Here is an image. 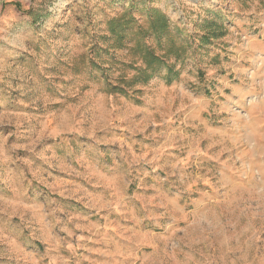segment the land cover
I'll return each instance as SVG.
<instances>
[{
	"label": "rangeland",
	"instance_id": "374dc122",
	"mask_svg": "<svg viewBox=\"0 0 264 264\" xmlns=\"http://www.w3.org/2000/svg\"><path fill=\"white\" fill-rule=\"evenodd\" d=\"M151 10L183 71L113 93ZM0 264H264V0H3Z\"/></svg>",
	"mask_w": 264,
	"mask_h": 264
},
{
	"label": "trees",
	"instance_id": "16d2710c",
	"mask_svg": "<svg viewBox=\"0 0 264 264\" xmlns=\"http://www.w3.org/2000/svg\"><path fill=\"white\" fill-rule=\"evenodd\" d=\"M222 27L215 20H206L202 28L209 29L210 32L201 37L200 45L208 44L212 38L223 34ZM108 33L106 38L113 43L111 48L125 49L126 56L132 59L123 62L122 68L135 73L129 76L127 70L128 75H120L116 84L108 86L111 92L127 94L135 84H146L163 71L166 72L165 78L169 83L180 77L187 49L180 44L181 41L172 31L169 18L163 11L151 10L144 24L138 23L133 13L123 11L109 20Z\"/></svg>",
	"mask_w": 264,
	"mask_h": 264
},
{
	"label": "built area",
	"instance_id": "2783aa9c",
	"mask_svg": "<svg viewBox=\"0 0 264 264\" xmlns=\"http://www.w3.org/2000/svg\"><path fill=\"white\" fill-rule=\"evenodd\" d=\"M2 5H3V0H0V10H1Z\"/></svg>",
	"mask_w": 264,
	"mask_h": 264
}]
</instances>
